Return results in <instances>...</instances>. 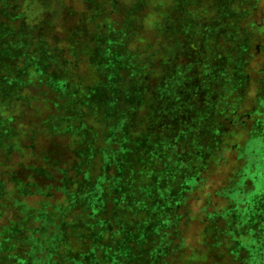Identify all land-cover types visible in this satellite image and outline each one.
<instances>
[{"label":"trees","instance_id":"obj_1","mask_svg":"<svg viewBox=\"0 0 264 264\" xmlns=\"http://www.w3.org/2000/svg\"><path fill=\"white\" fill-rule=\"evenodd\" d=\"M80 2L77 14L67 0H0V264H87L85 254L98 237L95 251L106 235L121 241L128 233L103 231L102 222L141 225L145 232L140 243L128 241L129 257H119V244L105 243L108 255L100 248L99 264L112 255L118 264H246L245 252L233 251L246 241L255 242L262 251L258 264H264V208L252 209L247 222L257 224L238 235L231 201L217 195L246 169L247 138L264 135L256 110L264 104V0ZM186 21L219 26L203 50L205 59L223 68L216 84L219 109L209 128H216V137L201 143L206 150L192 155L189 173L161 177L159 184L145 173L161 174L162 160L153 170L155 161L138 160L141 150L133 152V146L156 134L153 99L170 69L195 65L201 72L205 64H194L202 39L188 38ZM107 59L114 62L109 92ZM56 81L64 87L57 88ZM94 88H102L101 95L89 93ZM119 123L114 143L108 139ZM122 133L127 154L117 167L103 161L102 153L113 151L119 158ZM86 152L92 153L87 161ZM132 167L142 170L133 180ZM102 175L118 178L120 194L135 198L132 205L130 198L114 202L107 191L101 209L85 204L81 192ZM165 193L172 197L170 206L154 210ZM159 238L163 244L155 242ZM155 246L162 252L152 261Z\"/></svg>","mask_w":264,"mask_h":264},{"label":"rangeland","instance_id":"obj_2","mask_svg":"<svg viewBox=\"0 0 264 264\" xmlns=\"http://www.w3.org/2000/svg\"><path fill=\"white\" fill-rule=\"evenodd\" d=\"M132 0H127V2H130ZM67 5L71 6L74 11L79 14L82 12L83 6L80 2V0H67ZM192 20V19H190ZM194 21V20H192ZM192 21H186L185 22V30L188 32V38L191 36H199L201 35V44L200 47H198L197 51V57L193 59V61H196L194 64H203L202 71L199 72L195 65H187L183 66L182 68H176V69H170V73L168 74L169 77L166 78L165 82L162 83V87L155 90V95L153 99L156 103H154V106L156 107V110L153 113L152 117V126L153 131L156 133L150 136L141 137L140 139L136 140L137 143L134 144L133 152H137V150H141L139 152L138 157L137 155H134V157L138 158V160L144 162L147 160L148 162L155 161V165L152 166L153 170L156 168V164L158 163L157 160L161 159L164 164V171L159 175L151 174L150 172H147L148 176H150L153 181H159L161 177H174L176 174H181L182 172H190L192 170V166H194V160L191 159L192 155L197 156L196 153H199L201 155L202 152H204L206 149L202 147L201 143L203 141H207L209 138L216 137V128L215 131L209 129L211 126L212 118L215 116L216 111L219 109V102L218 97L216 95L217 89L216 84L218 82H222L224 76L222 75L223 68L222 64L220 62L214 61L212 57L210 59H205L203 57V50L205 45L208 41L214 40L216 33L218 32V24L214 25H199V23L196 21V23ZM71 24V22H70ZM214 38V39H213ZM198 42V40H196ZM107 55H109L107 53ZM107 64L105 65V68L109 69L110 75L107 77L109 81L108 88L106 89L107 92L110 91V82L114 78V72H112V69L114 67V62H112L110 59H107ZM63 82V81H62ZM61 81H56L54 85L57 88L62 89L65 84H63ZM139 83V82H137ZM136 87H138V90H141V84H134ZM102 88H94L88 90L91 94H99L102 93ZM264 90V89H263ZM135 96V102H139L141 95L136 94ZM264 97V91L262 93ZM262 97V98H263ZM130 103V102H129ZM113 105V102L111 103ZM256 107L257 112H261L262 115V125L260 127L261 133L264 132V104H262V107ZM216 109V110H215ZM257 114V113H256ZM165 115V116H164ZM2 117L1 123H7L9 121V118L4 113ZM258 118V116H257ZM257 120H255L256 123ZM255 126L257 124H254ZM121 128V124L119 123L116 128L111 130L109 139L111 142H116L117 138L114 140V137L116 136V131ZM257 129V128H256ZM164 131V132H163ZM165 136L168 139L163 140L162 137ZM182 139L183 141H186L185 143L178 144L177 140ZM261 140H264V135L261 138L256 139H249L247 138L246 144H244L243 151L246 153L247 157L246 160L248 161V165L245 170L242 171V173L239 172L238 177L232 181L231 188L228 187H221L220 190L217 192V195H222L223 197H228L231 201V205H233L235 209V217L237 218L238 225L236 226L237 234H242L245 232L250 233L251 226L257 224V220L251 221L248 223L247 221L251 219V213L253 212L252 209H263L264 208V142ZM120 141L123 142L120 152V157L118 158V155L116 157L115 152L108 151L105 153V151L102 153L103 161L104 160H112L115 162V165L117 167H121L122 163L121 160H124L125 155L127 154V149H125V144L128 142L125 138V134L122 133V137L120 138ZM117 146H111L115 150ZM125 147V148H123ZM125 149V151L123 150ZM141 153V154H140ZM163 153L165 155H163ZM198 154V155H199ZM89 155H92L91 152L89 153H83L82 156L85 158V161L88 160ZM142 155H146L145 158H141ZM111 156V157H110ZM123 156V157H122ZM132 157V154H130ZM129 158V156H127ZM126 159V158H125ZM188 160L187 162H185ZM161 162V163H162ZM197 163V158L195 160ZM146 164V165H147ZM227 167V166H226ZM142 170L138 169L137 171L133 170V167L129 173L132 180L136 176V174L141 173ZM122 174L120 172L119 176ZM177 174V175H178ZM124 175V173H123ZM214 178L212 179V183L216 185V179L224 175V172H220L218 175V178H216V173L214 174ZM85 180L89 183H92L89 179L88 175L83 174ZM160 178V179H159ZM95 183L87 185L86 189L83 190L80 194V198L84 200L85 204H88L91 206V208L94 210L101 209L105 203V192L111 193L110 195L113 196L114 202L118 203L121 200L130 198L132 201L129 203V205H132L135 198L133 196H128L125 194H120L121 190L118 187L119 181L118 178H106L104 175L96 178L94 180ZM157 185V190L160 189V185ZM106 186V189L104 187ZM230 188V189H229ZM130 193L138 195V191L134 188V190L130 187L127 189ZM160 191V190H159ZM157 193L158 196L161 198L162 193ZM151 194V192H150ZM160 194V195H159ZM165 198L164 201H157L154 202V210H158L160 208H164L165 205L163 203H166V207L170 206V200L172 197L166 196V193L162 197V199ZM157 199V198H156ZM161 199V200H162ZM158 200V199H157ZM162 205H161V204ZM242 204L243 206L240 207ZM136 206H141L140 203H136ZM245 206V207H244ZM245 208V209H244ZM255 212V211H254ZM256 215V213H255ZM253 219V218H252ZM152 229H153V225ZM151 226L148 227L151 229ZM100 229L103 231H110L113 230L115 234L121 235L124 230L127 229L128 233L125 235V239L119 241L118 238L115 235H112L109 237L106 235L104 240V243L102 244L100 242V248H104L102 250V255H108V249L107 246L104 247V244L106 243H112L114 242L115 245L119 244V246L114 247L116 248V251L119 255V257H129V251L128 249L132 250V243H128V241H135L134 243H140L141 239L144 237L145 228L143 226H134V227H120L119 224L114 226L113 224H108L102 222L100 224ZM134 233V234H132ZM237 237V236H236ZM241 239L248 240V237L246 236H239ZM237 237V238H239ZM99 240V237L97 241ZM162 238H159L158 242L160 244L162 243ZM93 242L91 243L92 247L90 249V252L85 255H88L85 257V262L87 264H99L97 261V252L100 250H94V247H98V243ZM246 245L244 247L239 243L234 248V252H236L237 255L240 254V252H245V256H247V263L246 264H258V262L261 261V254L262 251L258 249V246L255 245V242L246 241ZM127 245V247L125 246ZM237 244V243H236ZM256 246V247H255ZM105 252V253H104ZM162 251L158 249L156 246L153 250L150 251L151 260L154 261L156 259V256L161 253ZM105 254V255H104ZM244 254V253H242ZM83 255V257L85 256ZM101 255V256H102ZM52 256V253L49 257ZM116 256V255H115ZM82 259V256L80 260ZM51 260V259H50ZM80 260L77 263H81ZM46 261V260H45ZM118 258L115 259L114 256H110L109 259L106 261H103L101 264H118ZM51 261L45 264H50Z\"/></svg>","mask_w":264,"mask_h":264}]
</instances>
